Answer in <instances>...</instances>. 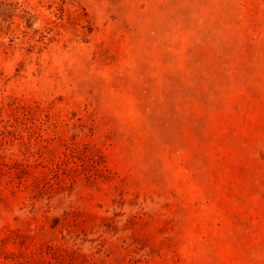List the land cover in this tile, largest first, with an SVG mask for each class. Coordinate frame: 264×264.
<instances>
[{"label":"rangeland","instance_id":"1","mask_svg":"<svg viewBox=\"0 0 264 264\" xmlns=\"http://www.w3.org/2000/svg\"><path fill=\"white\" fill-rule=\"evenodd\" d=\"M0 264H264V0H0Z\"/></svg>","mask_w":264,"mask_h":264},{"label":"trees","instance_id":"2","mask_svg":"<svg viewBox=\"0 0 264 264\" xmlns=\"http://www.w3.org/2000/svg\"><path fill=\"white\" fill-rule=\"evenodd\" d=\"M26 21H27V24H28L29 27L32 26V24H33V17H32V15H30V14L27 15Z\"/></svg>","mask_w":264,"mask_h":264}]
</instances>
